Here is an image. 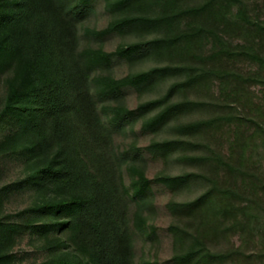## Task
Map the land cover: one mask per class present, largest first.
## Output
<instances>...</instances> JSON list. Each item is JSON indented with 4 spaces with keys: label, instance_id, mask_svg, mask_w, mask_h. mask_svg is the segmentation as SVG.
<instances>
[{
    "label": "trees",
    "instance_id": "16d2710c",
    "mask_svg": "<svg viewBox=\"0 0 264 264\" xmlns=\"http://www.w3.org/2000/svg\"><path fill=\"white\" fill-rule=\"evenodd\" d=\"M101 3L111 19L97 28L90 21ZM116 34L140 39L106 50ZM148 59L164 64L111 73L117 61ZM169 79L159 97L126 104L130 90ZM215 82L218 101L192 97ZM255 85L264 88V20L245 0H0V264H18L22 245L41 255L38 264H135L138 238L158 235L157 187L194 182L206 185L198 197L167 205L177 219L171 262L248 260L240 245L212 244L264 234V104L253 101ZM198 110L213 114L183 120ZM139 124L174 137L120 148L117 138ZM173 157L202 170L148 174L151 162Z\"/></svg>",
    "mask_w": 264,
    "mask_h": 264
},
{
    "label": "rangeland",
    "instance_id": "374dc122",
    "mask_svg": "<svg viewBox=\"0 0 264 264\" xmlns=\"http://www.w3.org/2000/svg\"><path fill=\"white\" fill-rule=\"evenodd\" d=\"M252 9V15L260 17L264 20V0H245ZM111 19V15L108 14L104 5L101 3L98 7V13L90 21V25L97 28H104L107 26ZM152 36H147L151 38ZM140 37L136 34L129 36L112 35L103 41V46L108 51H115L118 45L123 43H129L139 40ZM243 42V39L236 38L234 43ZM211 44L206 47V53L209 52ZM164 64L154 60L148 59L139 63H128L124 60L117 61L111 69V73L116 77H122L130 72L148 70L156 65ZM245 70L250 69V65H242ZM171 80H167L161 83L156 88L149 92L139 94L134 90H130L126 97V104L135 108L138 104L154 99L164 94L170 85ZM3 92L2 86H0V94ZM249 92L253 97L255 103L264 104V88L261 85L250 86ZM221 92L219 83L215 82L210 86V89L205 87L192 94L193 98L201 100H219L221 98ZM238 113L244 112L243 105L237 103L234 105ZM212 110H198L186 115L183 120L190 121L196 118L207 117L211 115ZM134 133H129L125 137H118L117 144L120 148L128 147L132 142L138 143L139 146H146L150 144L154 139H164L174 137L171 129L164 130L159 134L151 132H142L141 125H137ZM228 139H222L221 143L224 147H228ZM264 156V155H263ZM202 167L197 164L183 163L175 159V157L168 161H154L151 162L148 168V174L154 177L156 174L163 172L172 175L182 174L184 172L201 171ZM206 185L203 182H194L189 188L183 191H171L168 188L157 187L156 190V211L152 215L150 224L156 226L158 235L154 239L138 238L136 242V259L135 264H144L145 261H149L152 264H173L172 257L175 252L173 236L170 232V225L175 223L177 219L170 213L167 205L170 201H190L198 197L204 190ZM263 233V232H262ZM248 238V239H247ZM242 246L246 250V254L251 256L248 260H243L237 264H264V234L249 236L244 235L242 232H237L231 236L230 239L220 238L214 241L212 244L214 249L226 248L231 245ZM20 254V261L18 264H38L41 261V255L34 252L29 246L22 245L18 248Z\"/></svg>",
    "mask_w": 264,
    "mask_h": 264
}]
</instances>
